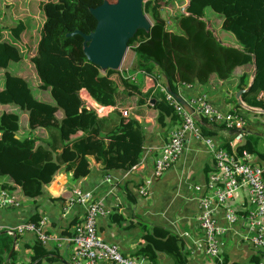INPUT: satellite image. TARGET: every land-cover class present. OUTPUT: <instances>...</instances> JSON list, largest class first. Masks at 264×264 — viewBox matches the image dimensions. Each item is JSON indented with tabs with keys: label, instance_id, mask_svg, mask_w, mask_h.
<instances>
[{
	"label": "trees",
	"instance_id": "16d2710c",
	"mask_svg": "<svg viewBox=\"0 0 264 264\" xmlns=\"http://www.w3.org/2000/svg\"><path fill=\"white\" fill-rule=\"evenodd\" d=\"M101 1L46 0L40 4L43 20L29 61L38 79L37 85L48 89L53 103L34 97L27 79L7 69L9 61L19 60L21 53L15 40L3 37V27H0V69L3 75L0 84V176L10 180H1L0 188L17 199L24 197L35 201L60 166H73L80 155H93L103 170H129L137 164L143 142L138 120L119 114L117 121L111 116L95 115L79 99L77 90L80 87L104 105L122 104L124 96L130 95H137L136 103L153 98L157 120L162 124L164 117L168 116L169 120L175 121L173 108L159 88L140 91L138 83L127 75L112 78L111 74L117 70H102L86 59L80 34L65 35L74 29L82 33L92 30L95 18L88 9ZM161 1L144 0L142 3V10L148 14L151 23L147 31L137 29L127 41L134 52L130 72L161 74L162 84L176 92L178 85L190 81L192 75L199 83L205 82L211 74L218 79H227L236 65L251 63L253 54L255 68L250 83L246 85V73L243 72L242 80L235 84V88L248 86L239 98L248 106H256L255 94L264 91V0H187L183 11L178 9L174 14L165 12ZM206 6L222 15L221 27L231 32L237 46L224 45L212 37L199 19ZM22 29L23 24L17 21L9 28V36L17 38ZM11 106L26 112L29 128L39 126L46 130L48 138L44 143H35L32 136H16L18 114ZM56 110H61L59 118L55 116ZM254 125L260 126L247 124L243 140L234 144L237 154L243 150L249 154H263L257 149L256 141L260 135L264 136V121ZM219 129L224 128L202 127L203 133L208 134L218 133ZM224 130L222 146L228 148L227 142L232 139L234 131ZM67 134L70 137L66 138ZM70 155H73L70 160L63 164L59 162ZM89 170L86 165L77 177L86 175ZM125 194L129 201H134L128 190ZM62 195L59 199L63 201L66 196ZM109 216L117 223L125 218L122 212L116 211H111ZM38 217L34 213L28 219ZM132 222L143 227L136 254L144 255L150 264H158L162 256L173 257L176 264H186L187 249H181L175 233L140 218H134L126 226ZM12 239L5 231H0V264H15L12 261L16 255L14 250L6 259ZM24 248L27 250L26 264H37L42 257L49 261L54 257L53 251L37 240L25 244Z\"/></svg>",
	"mask_w": 264,
	"mask_h": 264
},
{
	"label": "crops",
	"instance_id": "0c3cea01",
	"mask_svg": "<svg viewBox=\"0 0 264 264\" xmlns=\"http://www.w3.org/2000/svg\"><path fill=\"white\" fill-rule=\"evenodd\" d=\"M30 1H32V4L28 5L26 8L27 16L35 19L36 22L37 19H40V22H42L43 13L42 15L40 13V4L46 0ZM186 2L187 0H184V4H186ZM11 3L13 2L11 1ZM8 6L9 3L6 4V7ZM31 8L34 9L32 13H30ZM209 9H211L209 6L204 7V12L202 16L199 17V19L204 22L205 27L222 44L237 46V42L231 32L221 27L222 15L216 12V14H213ZM4 16L5 13L0 16V27L7 28L5 30L10 35L11 32L9 28L15 25L14 19L17 18L18 15L15 16L13 11H8L7 15ZM207 16L209 18H207ZM17 21H21L24 30V22L21 19ZM19 34L14 40H16L21 49L25 51L27 46L22 40L20 42L18 38ZM11 37L13 36L11 35ZM37 39L31 44L33 48L29 50L26 56L30 57L34 53ZM133 59L134 52L132 50L130 61L123 64L121 60L117 71L112 73L111 77L116 78L119 77V75H131L133 76V81L138 83L140 91H145L147 89H153L152 91H154L155 88H158L157 84L163 82L162 75L157 73L154 75H146L141 71L130 72L129 65ZM253 65V59H251V63L236 65L229 78L218 79L214 74H211L203 83H199L197 78L192 75L190 81L178 85L176 92L183 98L203 92L207 99L219 109L225 110L231 108L237 104L235 84L239 80H242L241 74L243 72L246 73V78H244L246 85L250 83L254 73ZM16 73L23 75L19 71H16ZM115 83H117V80H115ZM28 85L31 87L29 82ZM118 86L121 88L120 83H118ZM39 96H41V94L37 92V96L34 97L40 99ZM136 96L137 95L124 96L122 104L109 105L112 110L105 115L111 116L117 121L118 115L115 112L117 107H128V117L133 116L140 123L143 131V142L135 168L129 170H103L100 169V164L95 161L93 155H80L75 159V164L73 166H60L44 191L35 198V201L21 197L18 199L19 203L16 207H0V231H3L1 228H4L6 225L28 220L34 213H37V216H45L46 226L44 232L47 234L48 240L43 245L53 251L54 257L50 262H48L49 260L46 257L43 260L40 258L37 264H69L70 244L67 238L72 233L74 224L82 217L86 206L81 204L68 205L59 199V196L63 194L62 197H65L67 192L75 186L90 191V198L86 202L88 204L92 200L102 197L104 208L109 212L99 214L96 217V231L100 238L116 242L123 253L133 254L138 247V241L142 234L143 227L141 228L137 222H132L128 226H126V224L130 223L134 218H140L148 222V224H158L175 233L179 237L178 244H180L179 246L181 249H187L186 264H205L206 256L202 252L195 250V239L198 237V231L194 225L197 200L191 188L195 183L205 182L206 171L209 169L211 163L210 152L204 143L188 135L184 139L180 154L171 166L159 177L151 178L150 174L152 172L153 160L157 154V150L167 139L169 131L177 124V119L175 118V121H171L169 117L166 116L161 124L156 118V112L152 105L154 99L150 98L148 101L136 103ZM48 97L46 102L53 103L52 97H50L52 101H50ZM11 108L18 114V129L15 132L16 136L19 138L32 136L34 137L35 143H44V140L48 138L46 130L39 126L29 128L27 126L26 112L15 106H11ZM247 115L249 120L248 125L252 127H258L260 125L254 124H261L262 121H264V116L262 114L252 110L247 112ZM55 116L59 118L61 116V110H56ZM26 128L32 130V133L25 131ZM246 130H248V128ZM245 134L246 131L243 137ZM68 136L70 137L68 134L65 137L68 138ZM224 136L225 130L219 129L218 138L223 141L225 138ZM233 141L235 143L240 142L239 140ZM256 147L263 154L260 156L258 154H250L249 159L254 163L262 165L264 169L263 135L258 137ZM53 156H55V152H53ZM72 157L73 155H70L68 158L64 156L59 162H65ZM86 165L90 168L88 173L84 176L77 177L79 171ZM147 178H150L149 183H146ZM1 180L10 181L6 176H0V181ZM141 186H146V194L138 193ZM108 190H111L109 194L106 193ZM126 190L131 193L134 201L128 200L125 194ZM51 197L54 198L52 199ZM242 198V192L238 191L232 198L230 204L234 208H237L241 206ZM111 211L122 212L125 218L117 223L110 219L109 213ZM216 214L219 223L225 225L221 207L216 208ZM242 233H244V228L241 218H238L234 224H231L230 229L223 231V243L221 246L223 264H259L261 252L253 248L248 241L244 240ZM35 240L36 236L31 231H24L17 234L12 239V246L10 245L8 247L9 250L6 259H8L10 252L14 250L16 255L12 261L15 264H26L27 250L24 248V245L31 244ZM147 260L149 261V259ZM94 264L114 263L109 261H97ZM158 264H176V261L171 256H162Z\"/></svg>",
	"mask_w": 264,
	"mask_h": 264
},
{
	"label": "built area",
	"instance_id": "2783aa9c",
	"mask_svg": "<svg viewBox=\"0 0 264 264\" xmlns=\"http://www.w3.org/2000/svg\"><path fill=\"white\" fill-rule=\"evenodd\" d=\"M128 76L134 80L133 76ZM157 87L172 106L177 124L169 131L167 139L158 148L150 177H159L171 166L180 154L186 136L190 135L204 143L210 152V167L206 171L205 182L195 183L191 188L197 200L194 225L198 231V237L195 239V250L206 256L205 264H223L222 233L241 218L244 228L242 237L261 252L259 264H264V169L262 165L250 161V154L246 151L243 150L237 154L233 141L242 140L249 122L247 112L252 110L264 114V91L260 90L255 94V100L258 102L256 106H248L240 100L237 105L225 110L219 109L209 101L203 92L196 93L184 98L191 107L189 112L167 92L164 84L159 83ZM77 95L83 106L92 110L97 116L106 115L112 110L109 105L100 104L94 100L84 87L77 90ZM115 112L122 117H128V107H117ZM203 126L232 129L234 135L227 142L228 148L222 146L218 133H203ZM136 166L137 164H134L131 169ZM149 179H146V183H149ZM238 191L243 194L242 204L234 208L230 202ZM109 192L111 190L106 193L109 194ZM138 193L146 194V186H141ZM89 198L90 191L75 186L63 200L68 205L86 206L82 217L74 224L72 233L67 238L70 244L69 264H94L97 261H109L114 264H149L144 255L123 253L116 242L107 241L98 236L96 217L109 211L104 208L102 197L88 204L86 202ZM18 203L14 195L0 188V207H16ZM218 207L223 210L225 225L219 223L216 214ZM45 226L46 218L41 215L36 220H23L1 229L13 238L24 231H31L35 234L37 241L45 244L48 240L44 232ZM44 258L42 257L41 260Z\"/></svg>",
	"mask_w": 264,
	"mask_h": 264
},
{
	"label": "water",
	"instance_id": "95a60500",
	"mask_svg": "<svg viewBox=\"0 0 264 264\" xmlns=\"http://www.w3.org/2000/svg\"><path fill=\"white\" fill-rule=\"evenodd\" d=\"M143 1L102 0L96 6L88 9L95 18V25L92 30L82 33L74 29L65 35L80 34L82 52L88 61L95 63L102 70L106 68L117 70L128 47L127 41L137 29L144 31L149 29L151 22L142 10ZM251 58L253 59V54ZM254 68L253 65V72ZM247 88L248 86L235 91L238 103L240 102L239 95ZM166 90L187 111H191V107L182 96L172 91L168 86H166Z\"/></svg>",
	"mask_w": 264,
	"mask_h": 264
},
{
	"label": "rangeland",
	"instance_id": "374dc122",
	"mask_svg": "<svg viewBox=\"0 0 264 264\" xmlns=\"http://www.w3.org/2000/svg\"><path fill=\"white\" fill-rule=\"evenodd\" d=\"M11 1L13 3H11ZM7 3H9L8 7H6ZM162 3L164 5L165 12L167 11L170 14L176 13L178 11V9L183 10V8L185 6L184 0H163ZM31 4H32V1H30V0H0V16L3 15V13H5V16H6L8 11H10V12L13 11L15 13V16L18 15L17 18L14 19V21H15L14 23H16L17 20L21 19L25 24V28H24V30L22 29L23 31L20 32L18 38H19L20 42L22 40L26 44L27 49L25 51H23L21 49V47L19 46V43H17V41L15 40V43H16V45H17V47L21 53V58L19 60H16V61H9L8 65H7V69L10 72H15V73H16V71L21 72L23 74V76L28 80V82L31 86L30 89H31L32 94L34 96H37V92H39L41 94V96H39L40 99H43L46 101L48 96H49L48 98L51 97L49 94V91L47 89L40 88L37 85L38 79L35 75L34 68H33L31 62L29 61V56H26L27 53L29 52V50L33 48L31 44L39 36L40 25H41L40 19H37V22H36L35 19L27 16V11H26L27 9L26 8L28 5H31ZM32 6L36 7L35 5H32ZM32 8L30 9V13H32L34 11V9H32ZM209 10L213 14H216L211 9H209ZM40 13L42 15V11H40ZM146 15L150 21L148 14H146ZM207 18H209V17L207 16ZM2 35L7 40H10V41L14 40L11 38V36H9V34L6 32V30L4 28H2ZM211 35H212V37H215L212 33H211ZM215 39H217V38L215 37ZM24 43H22V44H24ZM131 55H132V48H131V45H129L126 48V51L124 53V57L122 59L123 64L130 61ZM2 80H3V75H2V70L0 69V84H1ZM50 101H52L51 98H50ZM25 131L32 133V130L27 129V128Z\"/></svg>",
	"mask_w": 264,
	"mask_h": 264
}]
</instances>
